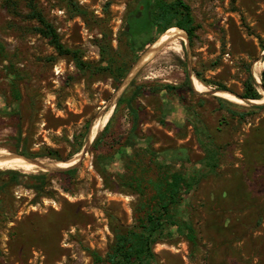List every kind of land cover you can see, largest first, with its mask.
I'll list each match as a JSON object with an SVG mask.
<instances>
[{"label":"rangeland","instance_id":"rangeland-1","mask_svg":"<svg viewBox=\"0 0 264 264\" xmlns=\"http://www.w3.org/2000/svg\"><path fill=\"white\" fill-rule=\"evenodd\" d=\"M70 2L88 15H77ZM185 2L197 26L193 42L189 36L178 40V52L165 46L126 89L132 84L143 89L134 102L142 108L139 138L132 142L135 152L125 163L115 160L106 177L98 156L112 155L131 136L130 113L118 106L126 91L121 95L113 78L90 76L60 56L36 32L40 25L30 18L31 6L68 48L96 64L102 32L110 34L114 51L126 49L124 32L135 0H0V148L63 162L80 155L88 139L101 141L95 149L90 145L73 175L35 168L13 170L19 182L1 176L9 186L0 194V264H93L90 251L105 255L114 241L113 224L133 226L142 198L138 183L120 188L115 181L131 179L138 150L147 146L170 151L153 158L167 163V173L183 169L194 182L179 217L195 229L196 243L173 228L172 237L154 247L159 264H264V108L254 111L246 102L184 87L187 74L198 79L199 73V82L211 91L240 99L249 76L257 82L258 63L264 69V0ZM164 84L182 88L174 120L163 115L165 106L153 93ZM258 89L264 106V88ZM111 112L109 132L101 128L91 141L90 131ZM211 144L219 148L214 170L204 163ZM40 172L48 174L42 197L27 187L29 177Z\"/></svg>","mask_w":264,"mask_h":264},{"label":"trees","instance_id":"trees-1","mask_svg":"<svg viewBox=\"0 0 264 264\" xmlns=\"http://www.w3.org/2000/svg\"><path fill=\"white\" fill-rule=\"evenodd\" d=\"M70 4L74 7L77 15L84 17L88 15V12L78 4L73 2H70ZM31 7L30 18L36 20L40 25L36 28V32L47 39L60 56L71 58L81 72L90 76L104 75L113 78L117 83V87L121 85L137 60L164 33L173 28H179L188 34L192 44L197 29L191 8L185 0H135L127 16L129 31L124 32L126 49L124 51H114L110 34L102 32L103 38L97 41L101 61L92 64L83 59V53L80 50L70 49L61 41L57 29L47 21L37 6L33 5ZM153 33H156V36H153ZM196 76L202 81L201 74L198 73ZM261 78L264 86V69ZM191 86L192 82L187 74L184 87L192 90ZM258 87L254 78L250 75L240 98L254 101L261 100L262 94ZM181 89L180 86L164 84L155 89L153 93L159 95L161 91H167L171 96L179 99ZM142 90L141 87L136 88L132 84L118 104V106L124 105L130 113L131 136L112 155L102 154L98 156L99 170L106 177L111 175L109 167L115 160L119 158L121 162L125 163L124 159L130 157L131 152H135L132 142L139 138L142 108L141 106H135L134 102L142 94ZM219 100L222 103H227L222 98H219ZM263 108L264 106L259 105L250 107L254 111H260ZM238 116L240 119H245L246 114H238ZM113 119L114 116L108 121L103 133L109 132ZM100 143V136H98L93 143V149L99 147ZM82 147L83 145L74 154L79 153ZM211 148L213 150H210ZM211 148L207 149L208 155L204 163L205 167L209 168V165H211V170H214L219 163V148L213 144H211ZM138 151V161L129 170L131 179L128 181L122 180L121 183L115 181V184L120 188H129L130 184L135 182L142 189V198L139 205H137L135 224L131 227L113 224L114 241L105 255L97 251H90L93 264H159L154 247L156 244L172 237L173 228L184 233L189 242L196 243L195 229L188 220L179 217V209L184 203L186 195L194 188L191 177L183 169L167 173L165 170L167 163H161L153 158V156L159 154L169 155L170 151L156 152L149 146ZM22 154L28 156L26 153ZM48 155L59 160L55 152L51 151ZM76 171L74 168L61 173V175H73ZM149 173H155V178L150 177ZM4 175L13 178L12 181L14 182H19V177H21L18 172L13 170L0 172V194L9 186V182L1 181V176ZM29 178L31 184L27 187L34 190L38 197H42L48 184V174L40 172L38 175ZM2 204L3 202L0 201V206Z\"/></svg>","mask_w":264,"mask_h":264},{"label":"bare ground","instance_id":"bare-ground-1","mask_svg":"<svg viewBox=\"0 0 264 264\" xmlns=\"http://www.w3.org/2000/svg\"><path fill=\"white\" fill-rule=\"evenodd\" d=\"M178 40L186 41L184 30H181L179 28H173L169 30L168 32L164 33L156 42H154L152 46H150V48L141 56L139 62L134 67L129 77L125 80L123 86L120 88V94L132 82L136 74L140 70H142L146 65H148L150 62H152L165 46L171 44L172 50L176 52L180 51L181 46L177 44ZM261 72H262V67H261V64L258 63L256 67V71H255V75H256L255 77L257 81L259 82L261 81L260 79ZM192 84H194L193 87L195 86L194 89H196L198 92L206 93V92L211 91L210 88H208L207 86L199 82V80L195 77H193ZM216 95L219 97H225L227 99L235 101L237 102V104H240V105L245 104V101L238 99L235 95L227 93V92H217ZM253 102L261 104L262 99L258 101L253 100ZM111 115H112V112L109 113L102 122H100L99 124L93 127L91 131V135H90L91 141L96 137L98 131L107 125L108 121L110 120ZM79 158H80V155H77L76 157H74L73 159L69 161L50 162L48 164H49V167H52V168L53 167L68 168V167H71L77 164ZM44 162H47V161H43V163ZM35 168H37V165L28 162L20 155L13 153L11 150L0 148V169L16 170V171H32V170H35Z\"/></svg>","mask_w":264,"mask_h":264},{"label":"water","instance_id":"water-1","mask_svg":"<svg viewBox=\"0 0 264 264\" xmlns=\"http://www.w3.org/2000/svg\"><path fill=\"white\" fill-rule=\"evenodd\" d=\"M129 29V28H128ZM185 33V36H186V40H188V34L184 31ZM263 57H264V53H263ZM141 58V57H140ZM140 58L137 60V62L133 65V67L131 68V70L129 71V73L127 74L126 78L123 80V82L121 83L119 89L123 86L125 80L129 77L130 73L132 72V70L134 69V67L137 65V63L139 62ZM190 76V79H191V82L193 83V77L191 76V74H189ZM258 84V86L260 88H264L262 83L261 82H256ZM131 84V83H130ZM129 84V85H130ZM129 85L124 89V91L121 93V95L126 91V89L129 87ZM192 87H193V84H192ZM194 88V87H193ZM118 89V90H119ZM217 92H224V91H210L208 93L212 94V95H216ZM120 95V96H121ZM119 96V97H120ZM217 96V95H216ZM117 97V98H119ZM116 98V99H117ZM240 98V97H239ZM241 100L245 101L246 103H248L250 106H257V105H261V104H258V103H255L253 102V100H245L243 98H240ZM90 134H91V131L89 133V137H90ZM93 142H90L89 139L84 147V149L82 150L81 154H80V158L77 162V164H75L74 166H71V167H68V168H60V167H49V164L50 162H44L42 160H37V159H29L21 154H17V155H20L21 157H23L25 160H27L28 162L32 163V164H35L37 165V169L43 171V172H47V173H50V172H66L68 170H71V169H74V168H77L82 162L83 160L85 159L86 155L88 154V151H89V148H90V145L92 144Z\"/></svg>","mask_w":264,"mask_h":264},{"label":"crops","instance_id":"crops-1","mask_svg":"<svg viewBox=\"0 0 264 264\" xmlns=\"http://www.w3.org/2000/svg\"><path fill=\"white\" fill-rule=\"evenodd\" d=\"M159 97L161 98V101L163 105L165 106L163 110V115L166 118H169L172 120L177 119L179 116V110H180L178 97L174 98V96H171L170 93H168L167 91H161L159 93Z\"/></svg>","mask_w":264,"mask_h":264}]
</instances>
